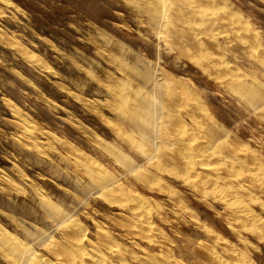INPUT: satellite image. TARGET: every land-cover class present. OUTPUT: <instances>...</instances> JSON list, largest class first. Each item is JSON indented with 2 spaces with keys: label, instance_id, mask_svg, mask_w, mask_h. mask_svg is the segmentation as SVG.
Here are the masks:
<instances>
[{
  "label": "rangeland",
  "instance_id": "obj_1",
  "mask_svg": "<svg viewBox=\"0 0 264 264\" xmlns=\"http://www.w3.org/2000/svg\"><path fill=\"white\" fill-rule=\"evenodd\" d=\"M146 7L143 0H0V264H14L17 246L68 264L59 246L77 241L108 264H264V106L248 110L231 88L238 77L264 90V0H213L202 19L177 24L173 14L162 31ZM228 19L247 34L230 39ZM146 67L165 94L163 138L173 140L151 160L142 132L117 114L121 96L128 107L134 96L156 94L137 75ZM214 127L226 136L209 145ZM180 137L195 142L185 148L174 142ZM110 147L130 157L136 173ZM101 182L113 190L101 192ZM113 244L124 261L110 252Z\"/></svg>",
  "mask_w": 264,
  "mask_h": 264
},
{
  "label": "bare ground",
  "instance_id": "obj_2",
  "mask_svg": "<svg viewBox=\"0 0 264 264\" xmlns=\"http://www.w3.org/2000/svg\"><path fill=\"white\" fill-rule=\"evenodd\" d=\"M212 1L213 0H143V3L145 4V6H147L146 8H147V10H149L148 12H150L149 14H150V19H151V21H152V23H153V25H154V27H155V29H157L158 31H162V30H164V29H166V27H168L170 24H172V21H173V19L172 20H170L171 19V17H173L174 15L173 14H175V15H177L178 16V23L177 24H179V22L180 23H186V22H188V20L190 19V16H192V17H199L198 18V20H200V19H202L203 18V14L206 12L205 10H207L208 9V6H209V4L211 5L212 4ZM143 5V4H142ZM142 5H141V8H142ZM144 7V6H143ZM145 8V9H146ZM145 12H147V11H145ZM147 15H148V13H146ZM214 16V15H213ZM148 17H149V15H148ZM215 17V16H214ZM217 18V17H216ZM225 22V21H224ZM213 23V21H211V28H209V29H211L212 30V27L214 26V24H212ZM232 25V23L230 22V20L228 19V21L226 22V23H224L222 26H223V28L224 29H226L228 32L227 33H229V34H231V36H230V39L231 38H233L234 37V39L237 37V36H241V35H239L241 32H243V30H244V28L243 27H234V26H231ZM171 27V26H170ZM175 27V26H174ZM247 30V29H246ZM246 30H244L245 32H246ZM248 31V30H247ZM250 32V31H249ZM192 34H193V32H192ZM242 34V33H241ZM246 34H247V32H246ZM249 34H251V35H253L251 32L249 33ZM182 35V34H181ZM195 35V34H194ZM194 35H192V36H194ZM197 35V37H198V35L199 34H196ZM211 35V34H210ZM250 35V36H251ZM177 36V35H176ZM191 36V37H192ZM200 36V35H199ZM212 36V35H211ZM242 36H243V34H242ZM246 36V35H245ZM178 37V36H177ZM244 37V36H243ZM253 37V36H252ZM190 38V37H189ZM201 38V37H200ZM199 38V39H200ZM203 38V37H202ZM209 38V37H208ZM239 38V37H238ZM237 38V39H238ZM242 38V37H241ZM240 38V39H241ZM188 39V38H187ZM191 39V38H190ZM205 39V38H204ZM183 40H184V38H183ZM189 40V39H188ZM194 40H195V38H194ZM201 40H203V39H201ZM213 40V39H212ZM226 40V38L224 39V41ZM223 41V42H224ZM230 41V40H229ZM187 42V41H186ZM189 42V41H188ZM196 43V42H195ZM199 43H201L200 41H199ZM226 43V42H225ZM192 45V44H191ZM198 46H200V45H198ZM215 46V45H214ZM217 48V47H216ZM195 50L198 52L199 51V53H201L200 51H201V49H199V50H197V48L195 47ZM210 52V51H209ZM260 55H262V54H260ZM259 55V56H260ZM200 56V55H199ZM258 56V57H259ZM262 56H264V54L262 55ZM206 57V56H205ZM198 59V58H197ZM202 59V58H201ZM208 60H210V59H208ZM259 61H260V64H261V66L264 68V57H259ZM210 62H213V61H210ZM201 63V62H200ZM209 64V63H208ZM211 64V63H210ZM205 66H207L206 65V63L204 64ZM205 66H204V68H205ZM209 66V65H208ZM210 66H212V65H210ZM215 66V65H214ZM217 66V65H216ZM224 69V68H223ZM205 70V69H204ZM133 71V70H132ZM217 71V73H218V70H216ZM223 71H229V70H223ZM222 71V72H223ZM222 72H219V73H221L222 74ZM135 74V73H134ZM220 74V75H221ZM227 74V73H226ZM225 74V75H226ZM136 75V74H135ZM137 75L139 76V77H141V80L145 83V84H151L152 86L151 87H153L154 88V90L156 91V94L155 95H152V96H149V97H143V96H134V103L135 104H133V105H130V106H126L128 103V100L126 99V98H124V96H121L120 97V100H119V103H118V105H117V114L119 115V117L125 122V123H127L129 126H131V127H133L134 129H136V130H138V131H141L142 132V134H143V142H141L142 144H140V146H143V147H145V145L147 146V147H149V148H151L153 151H152V153L151 154H145L146 152H141V154L142 153H144L145 154V156H147V158H148V160H151L152 158H153V155L155 154V152L156 151H159V150H167V149H170V148H168L169 146L171 147V145L173 144V140H172V143H169V140L171 139L170 137V139L168 138V137H164L163 138V133H162V130H161V128H162V124L160 123L161 122V119H162V116L164 115L163 114V109H164V105H162L161 103V101H163V100H161L160 101V98L162 99V94H163V92H162V87L161 86H159V84H157L156 83V80H155V78H154V72L152 71V69H150L149 67H146L145 68V71L143 72V74H141V73H138L137 72ZM137 76V77H138ZM233 78V77H232ZM231 78V79H232ZM235 79H232L231 80V88H232V90L233 91H235L241 98H242V100H244L245 102H246V104L249 106L248 107V110H250V107L252 108V109H259V108H262V106H264V90H262V92L261 91H259V89H257V88H255V87H253V86H251V84H250V86H248V85H246L245 83L243 84V83H240L236 78H238V77H234ZM221 80V79H220ZM230 80V79H229ZM225 84V83H224ZM261 84V83H260ZM263 86V85H262ZM261 87V86H260ZM228 88V87H227ZM155 91H154V93H155ZM232 91V92H233ZM234 93V92H233ZM232 93V94H233ZM163 95H165V94H163ZM234 95H235V93H234ZM171 97V96H170ZM236 97H237V95H236ZM239 98V97H238ZM130 101V100H129ZM164 103V102H163ZM129 104H131V103H129ZM128 104V105H129ZM245 104V105H246ZM174 105V104H173ZM200 106H202V105H200ZM172 106H170L169 107V109L171 108ZM203 107V106H202ZM202 107H200L201 109H202ZM166 108V107H165ZM264 108V107H263ZM167 109H168V107H167ZM167 109H166V112L168 113V111H167ZM205 109V108H204ZM175 110V109H174ZM264 110V109H263ZM254 111V110H253ZM252 111V112H253ZM256 111V110H255ZM259 110H257V112H258ZM262 111V110H261ZM173 112V111H172ZM205 112H207V111H205ZM204 112V113H205ZM174 113V112H173ZM168 114H170V111H169V113ZM259 115V114H258ZM165 116V115H164ZM166 116H167V114H166ZM261 116V115H260ZM167 117H169V115L167 116ZM204 117H205V115H204ZM209 117V116H208ZM206 118V117H205ZM209 121H210V119H209ZM214 125V124H213ZM211 128V127H210ZM209 128V129H210ZM208 135L210 136H207V137H209L210 139H206L205 137H204V139H206L207 141H208V143H207V141L205 142V143H207V144H209V145H211L210 144V141H211V143H212V141L213 142H215V143H217L216 142V140L217 139H219V138H222V137H224V136H226V132H224V130H222V129H218V128H215L214 127V129H210L209 131H208ZM142 136V135H141ZM185 136V135H184ZM188 136V135H187ZM186 137V136H185ZM179 138V140H175L174 142H182V143H184V144H186V145H184L185 146V148H186V146L188 147V145L190 146L191 145V143L192 142H195V140H193V139H191V138ZM194 137V136H193ZM166 138V139H165ZM140 139H142V138H140ZM169 139V140H168ZM225 141V140H224ZM223 141V142H224ZM171 142V141H170ZM197 142V141H196ZM204 142V141H203ZM132 143V142H131ZM182 143H181V145H182ZM133 144V143H132ZM196 144V143H195ZM204 144V143H203ZM213 145H214V143H212ZM218 144H220V142L218 143ZM181 145H180V148H181ZM194 145V144H193ZM183 146V145H182ZM184 146L182 147L183 148V150H186L185 148H184ZM192 146V145H191ZM198 146H199V142H198ZM201 147H203L201 144H200V148H198V150L199 149H202ZM188 148H190V147H188ZM205 148H207V147H205ZM148 149V148H147ZM109 150H110V153H111V156L112 157H114V159H116V161L119 163V164H121L122 166H123V168L127 171V172H131V173H133V172H135L136 171V169H137V166H136V164L132 161V159H130V157H128L126 154H124V152H121L120 150H117V148H113V147H110L109 148ZM181 150V151H180ZM177 153L179 154H183L182 153V149H180ZM192 150H196V147H195V149H194V146H193V148L191 149V151ZM147 151V150H146ZM160 151V152H161ZM177 151V150H176ZM201 151V150H200ZM167 152H168V150H167ZM186 152V151H185ZM196 152V151H195ZM194 152V153H195ZM229 152V151H228ZM176 152H174L172 155L173 156H175V157H178L179 158V156H177L176 154H175ZM192 153V152H191ZM197 153H198V151H197ZM175 154V155H174ZM203 154V153H202ZM233 154V153H232ZM231 154V155H232ZM156 155V154H155ZM184 155V154H183ZM203 155H205V154H203ZM213 155V154H212ZM223 155V154H222ZM226 156H228L227 154H226ZM230 156V155H229ZM253 156V155H252ZM165 157V156H164ZM166 157H168V156H166ZM165 157V158H166ZM170 157V156H169ZM172 157V156H171ZM184 157V156H183ZM154 158H156V156L154 157ZM187 158V157H186ZM219 158V157H218ZM221 158V157H220ZM228 158H230V157H228ZM232 158V157H231ZM172 158H169V159H167V160H171ZM224 159V158H223ZM227 159V158H226ZM242 159V158H241ZM147 160V159H146ZM157 160V159H156ZM175 160H177V158H175ZM173 161L172 163H177L176 161ZM189 160V159H188ZM217 160V159H216ZM219 160V159H218ZM232 160V159H231ZM231 160L229 161V160H221L224 164H228L229 162H231ZM239 160V159H238ZM243 160V159H242ZM242 160H240V161H242ZM159 161V164H161L160 162H162V161H164V160H158ZM178 162H179V160H177ZM187 161V160H186ZM233 161V160H232ZM236 161V160H235ZM244 161V160H243ZM242 161V162H243ZM149 162V161H148ZM152 162V161H151ZM167 162V161H166ZM198 162V161H197ZM219 162V161H218ZM222 162H220V163H222ZM242 162H240V163H242ZM155 163V162H154ZM164 163V162H163ZM169 163V162H168ZM187 163H189V161H187ZM201 163V162H200ZM200 163H199V165H200ZM222 163V164H223ZM235 163V162H234ZM244 163V162H243ZM185 164H186V162H185ZM232 164V163H231ZM245 164V163H244ZM93 165V164H92ZM155 165H156V163H155ZM165 165V164H164ZM220 165V164H219ZM233 165V164H232ZM97 166V165H96ZM157 166V165H156ZM159 166V165H158ZM158 166H157V169H158ZM202 166H204V164L202 165ZM205 166H207V165H205ZM228 166V165H227ZM100 167V166H99ZM99 167H97V168H99ZM188 167V166H187ZM198 167H200L201 168V165L200 166H198ZM93 168V167H92ZM193 167H191L190 168V172H191V174H192V172H194L193 170L191 171V169H192ZM204 168H206V167H204ZM217 168V167H216ZM215 167H214V170L213 171H215V173L218 171V169H216ZM220 168H226L227 169V167H220ZM232 168V167H231ZM242 168V167H241ZM261 168V167H260ZM100 169V168H99ZM189 169V168H188ZM216 169V170H215ZM233 169V168H232ZM199 170V169H198ZM204 169H202L201 168V172L203 171ZM207 169H205V171H206ZM221 170V169H220ZM230 170V169H229ZM160 171V170H159ZM197 171V170H196ZM208 171H210V170H208ZM213 171H211V173L213 172ZM223 171V170H222ZM228 170H226V172H227ZM231 171H233V170H230V171H228V172H230L231 173ZM91 172V171H90ZM96 172V171H95ZM95 172H91V173H94V174H96ZM139 172V171H138ZM225 172V171H224ZM97 173H100L99 172V170H98V172ZM136 173V172H135ZM197 173V172H196ZM204 173V172H203ZM210 173V172H209ZM214 173V172H213ZM218 173V172H217ZM216 173V174H217ZM236 173V172H235ZM234 173V174H235ZM252 173V172H251ZM141 174V173H140ZM193 174H195V172L193 173ZM205 174H207V172L205 173ZM205 174H204V176H205ZM221 174V173H220ZM220 174L218 173V176H220ZM89 175V174H88ZM255 176H256V174H255ZM138 177V176H137ZM144 177V176H143ZM238 177V176H237ZM253 176H251V178H252ZM205 178H210V177H206L205 176ZM204 178V179H205ZM214 178V177H213ZM249 178V177H248ZM140 179V178H139ZM144 179H145V177H144ZM254 179H256V178H254ZM208 180H210V179H208ZM261 180V179H260ZM142 181V180H141ZM215 181V180H214ZM252 181H256V182H258L257 181V179L256 180H252ZM207 182V181H206ZM209 182V181H208ZM212 182V181H211ZM102 183V182H101ZM101 183H96V185H97V188L99 187L100 188V190H102L101 192H107V193H110V192H108V191H110V190H113V188L114 187H112V184L111 185H108V184H106V185H104L103 183L101 184ZM214 183V182H213ZM212 183V184H213ZM257 184V183H256ZM214 185V184H213ZM259 185V184H258ZM108 187H111V188H108ZM99 190V189H98ZM107 190V191H106ZM117 192H118V190H117ZM105 194V193H104ZM119 197V196H118ZM126 197V196H125ZM134 197V196H133ZM135 199V198H134ZM139 200V199H138ZM141 200V199H140ZM139 200V201H140ZM137 201V200H136ZM142 202V201H141ZM141 202L139 203V204H141ZM137 203V202H136ZM48 208L50 209V211L51 212H53V214H55L56 216H61V212H60V210L58 209V208H56L55 206H51V204H48ZM144 208V207H143ZM136 210H137V207L135 208ZM145 209V208H144ZM144 209H143V211H142V213H144L145 215L144 216H146V213L144 212ZM139 210H140V208H139ZM142 210V209H141ZM146 210V209H145ZM243 211V210H242ZM135 212V211H134ZM239 212H241V210L239 211ZM246 212V211H245ZM140 214L141 213H139V211H138V215H136V216H140ZM142 216V215H141ZM243 216V215H242ZM245 216V215H244ZM147 218V217H146ZM137 219V218H136ZM141 221H142V219H141ZM143 221H144V219H143ZM145 223L143 222V224L142 225H144ZM141 225V226H142ZM148 225H151L150 223L148 224ZM140 226V225H139ZM140 226V227H141ZM144 227H145V225H144ZM147 227V226H146ZM77 228V227H76ZM154 228V227H153ZM138 229L139 230H141L139 227H138ZM148 229V228H147ZM155 229V228H154ZM77 230H78V228H77ZM156 230V229H155ZM78 231H80L81 232V230H78ZM138 231V230H137ZM80 232L78 233V235H81L82 236V234H80ZM147 232V231H146ZM148 233V232H147ZM101 234V233H100ZM150 234V233H149ZM148 234V235H149ZM147 235V234H146ZM81 236H79V237H81ZM145 236V235H144ZM101 237L103 238V232H102V235H101ZM148 237V236H147ZM104 239V238H103ZM76 240V239H75ZM77 240H79L78 238H77ZM82 243V242H81ZM80 243V241H77L76 243H70L71 245L70 246H59V249H60V251L59 252H61L62 254H64V256H65V260H67V262H68V264H85V262L87 261L88 262V259H90L91 260V262L93 263V264H108L109 263V261L107 260V257L105 256V255H103V254H101V253H99V251H96V250H93V251H91V252H88V253H85V251H83V248H82V244ZM4 244H7V242H4ZM69 245V244H68ZM92 250V249H91ZM90 251V250H89ZM87 252V251H86ZM110 252L112 253V255L115 257V258H117L118 257V259H120V255L118 254V252L116 251V250H114V244H113V249L111 248V250H110ZM109 252V253H110ZM120 252V251H119ZM12 253H13V261H14V264H19V260L18 259H22V260H26V262L28 263V262H30V264H52V263H49V261H44V260H42L39 256H37V255H35L33 252H31V250H30V248H28V247H26V246H17V247H15V248H13V250H12ZM121 256H123V255H121ZM109 258V257H108ZM150 258V257H149ZM86 259V260H85ZM64 260V261H65ZM120 261H124V259H120ZM151 261H153V259L151 260L150 259V261L149 262H151ZM156 261V260H155ZM154 261V262H155ZM167 261V260H166ZM146 262H148V261H146L145 260V263ZM169 262H171V261H169ZM122 263H124V262H122ZM153 263V262H152ZM163 263V262H162ZM65 264V263H64ZM87 264H90V262H88ZM125 264V263H124ZM154 264V263H153ZM158 264H159V261H158ZM161 264V263H160ZM165 264H167V263H165Z\"/></svg>",
  "mask_w": 264,
  "mask_h": 264
}]
</instances>
